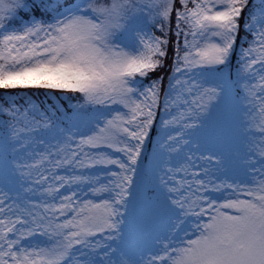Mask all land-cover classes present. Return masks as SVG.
<instances>
[{
    "label": "snow or ice",
    "instance_id": "1",
    "mask_svg": "<svg viewBox=\"0 0 264 264\" xmlns=\"http://www.w3.org/2000/svg\"><path fill=\"white\" fill-rule=\"evenodd\" d=\"M0 264H264V0H0Z\"/></svg>",
    "mask_w": 264,
    "mask_h": 264
}]
</instances>
